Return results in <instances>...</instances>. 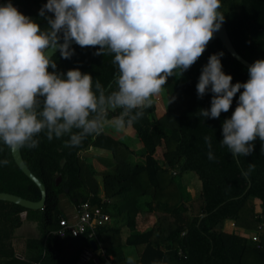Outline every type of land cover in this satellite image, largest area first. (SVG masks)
<instances>
[{
	"label": "trees",
	"instance_id": "trees-1",
	"mask_svg": "<svg viewBox=\"0 0 264 264\" xmlns=\"http://www.w3.org/2000/svg\"><path fill=\"white\" fill-rule=\"evenodd\" d=\"M148 2L0 0V192L31 201L40 197L13 162L10 142L26 79L41 50L83 31L132 36ZM14 4L19 7L13 9ZM217 8L235 51L264 59V0H217ZM17 16L28 19L26 39L4 44ZM207 26L203 0H153L138 38L159 46L188 44L200 39ZM249 63L264 76V61ZM152 80H161L165 110L155 116L153 103L126 109L129 102L120 98L124 89L132 98H147ZM260 96L258 75L218 39L195 56L160 61L97 41L56 51L39 72L19 137L21 158L43 184L45 200L39 209L0 200V264H264V102L255 121L234 135V151L230 145L231 134ZM108 100L121 106L108 110ZM120 108H125L123 114ZM113 116L135 132L143 148L141 160H133L127 144L96 124L99 117ZM90 147L108 153L94 155L111 168L101 176L104 200L98 197L93 168L82 158ZM187 171L199 182L193 199L178 179ZM60 194L73 203L87 200L110 223L95 225L91 236L86 230L43 244L63 217ZM141 211L154 221L137 232ZM226 220L232 221V231L224 230ZM25 221L35 225L37 236L22 244L13 232ZM118 223L130 231L123 240ZM237 228L255 231L256 241L248 243ZM91 241L98 252L78 263ZM123 245L133 247V258H125Z\"/></svg>",
	"mask_w": 264,
	"mask_h": 264
},
{
	"label": "water",
	"instance_id": "water-1",
	"mask_svg": "<svg viewBox=\"0 0 264 264\" xmlns=\"http://www.w3.org/2000/svg\"><path fill=\"white\" fill-rule=\"evenodd\" d=\"M203 2H204L205 12H206V17H207V22H208L207 30L200 39L192 43L173 45V46H159V45H152V44L141 42L138 37H139L141 29L144 27V25L149 19L152 5H153V0H149L144 19L140 23L136 32L132 36L111 35V34H104L100 32L83 31L81 34L75 37H72V38L57 42V43H53L51 45L46 46L44 49H42L38 57L36 58L35 62L33 63L29 71L28 77L26 79L21 114L19 117V121L14 129L12 139L10 142V154L13 159V162L18 167V169L37 186L40 197L36 201H31V200L22 198L14 194L0 192V200L10 201L12 203L18 204L27 209H39L42 207L44 200H45V189H44L43 184L33 175V173H31V171L24 164L21 158L20 152H19V137H20L21 131L24 127V124L26 122V119L28 117V114L31 108V104L33 101L34 93H35L36 82H37L38 75H39V72L42 66L47 61V59L56 51L63 49L65 47H68L70 45H73V44L81 43V42L97 41V42H107V43L118 44V45H122L128 48L134 49L146 55L147 57H149L150 61H160V60L188 58V57L195 56L199 54L214 39H218L220 43L223 45V47L226 49V51L234 59H236L243 66L247 67L248 69H250L251 71H253L254 73L258 75L260 79V83H261V96H260L259 101L255 105V107L252 109L247 119L242 123V125H240L231 134L230 145H231L232 151H234V146H233L234 135L237 132H239L241 129H243L244 127H246L247 125L255 121V117L264 102V76L254 65H252L249 62H263L264 59H251L249 57H246L236 52L227 35L221 13L219 12L217 8V0H203ZM23 29H24V32L22 33L20 40L26 39L25 32L28 29V25L25 24L23 26ZM8 43L9 41H6L4 44H8ZM141 64L142 63H138L133 66H138ZM120 98L126 99L129 102L125 106L126 109L134 106L132 103L131 94L127 88L124 89V92L122 93ZM120 106L121 105L119 103H116L113 105L112 103H110V100H108L106 108L108 110H113L114 108H119ZM125 108L120 109L121 114L124 113ZM82 120H84V118H82ZM234 156H235V152H234ZM63 162H64V159L61 158L59 160L60 167H62ZM59 180H60V176L58 175L55 178V184ZM64 191H66V189H64ZM78 201H80V199H78ZM91 244L93 245L92 241H91Z\"/></svg>",
	"mask_w": 264,
	"mask_h": 264
},
{
	"label": "rangeland",
	"instance_id": "rangeland-1",
	"mask_svg": "<svg viewBox=\"0 0 264 264\" xmlns=\"http://www.w3.org/2000/svg\"><path fill=\"white\" fill-rule=\"evenodd\" d=\"M33 9H36V6H34ZM20 18V22L24 24H28V19L18 16ZM14 23V22H13ZM17 24L15 23L14 26ZM23 27V26H22ZM22 35L19 36L14 35V33L10 34V39L8 41H15L16 39H19ZM12 42V43H13ZM164 78V76H163ZM151 90L149 91V95L147 98L141 97L139 95H136L134 98H132V103L134 106L141 105L144 103H150L154 105V115L161 114L165 108H166V102L167 97L166 93L161 85V80H152L151 82ZM111 120L109 121H102L103 117H99L96 121V124L100 128V130L104 133H111L113 136L117 137L120 141L127 144L133 151L134 154L132 155L133 160H141V154L143 151V148L141 146V143L138 141V139L135 136V132L129 125H125L122 123L119 116H113L110 117ZM109 130V132H108ZM94 155H100V156H107L108 153L105 151H96L94 149H88L87 155L82 156L84 161L88 163L94 170V178H96V181H100L101 176L111 171L110 167H105L102 164H100L95 158ZM179 181H181L183 184H185L186 191L189 194L190 198H194L198 191H199V182L196 179L195 175L192 172H183L179 176ZM186 181V183H185ZM146 198H143V201ZM59 208H63L65 205L69 204L70 198L67 197L64 194H60L59 196ZM140 202V208L144 209V205H142V202ZM70 206H68L69 208ZM153 221V217H151L150 214L144 215L142 218L138 220L137 229H143L144 226L150 224ZM122 236L124 237L126 234V229H122ZM237 234L241 235L242 237L246 238L248 243H253L256 241V232L251 230H245L236 229ZM13 235H15V238L21 241L23 244V240L26 238H35L37 236V232L35 230V225L32 222L25 221L20 227L15 229L13 232ZM128 249V248H127ZM126 250V249H125Z\"/></svg>",
	"mask_w": 264,
	"mask_h": 264
},
{
	"label": "built area",
	"instance_id": "built-area-1",
	"mask_svg": "<svg viewBox=\"0 0 264 264\" xmlns=\"http://www.w3.org/2000/svg\"><path fill=\"white\" fill-rule=\"evenodd\" d=\"M15 23L17 24L16 26ZM14 25L11 26L10 31L19 36L23 23L20 22V18L16 17ZM74 220L68 222L65 217H60L58 220V227L49 231L43 239V244H47L51 241V238H64L66 234L70 236H78L88 230V236L93 234L92 228L95 225H101L108 220L107 214L101 212L98 208H92L87 200L78 201L73 206ZM92 258L91 252L88 248L82 249L78 263H83L87 259ZM32 264H37L33 262Z\"/></svg>",
	"mask_w": 264,
	"mask_h": 264
},
{
	"label": "crops",
	"instance_id": "crops-1",
	"mask_svg": "<svg viewBox=\"0 0 264 264\" xmlns=\"http://www.w3.org/2000/svg\"><path fill=\"white\" fill-rule=\"evenodd\" d=\"M109 120H111L110 118H108V119H104L103 118V120L102 121H109ZM108 132H109V130H108ZM106 134H108V135H110L111 137H113V138H115V139H118L117 137H115V136H113L110 132L109 133H106ZM119 140V139H118ZM89 149H94V150H98V151H105V150H102V149H100V148H95V147H90ZM106 152V151H105ZM95 180H97L96 178H95ZM97 182V184H98V186H99V189H98V197L100 198V200H104V197H103V191H102V188H101V178H100V181H96ZM185 183H186V181H185ZM142 199L143 198H147V196H143V197H141ZM60 201V200H59ZM72 204V205H71ZM74 204L75 203H73V200H70L69 201V204L68 205H65L63 208H59L60 209V211H61V213H63V217H65L66 219H67V221L68 222H71V221H73L74 220V217H73V206H74ZM90 204V203H89ZM68 206H70L69 208H68ZM90 206L92 207V208H97L95 205H93V204H90ZM99 209V208H98ZM101 211V210H100ZM146 215V214H145ZM144 216V214H143V212L141 211V212H139V215H138V218H137V220H136V226H135V229H134V231H137V232H140V231H143V230H145L146 228H148L151 224H152V222L154 221V217H153V215H151V217H153V221L149 224L148 223V225H146V226H144V228L143 229H137L136 227H137V225H138V220L140 219V218H142ZM109 222V220H107L106 222H104V223H108ZM110 223V222H109ZM118 224H120V223H118ZM120 233H121V237H122V240L124 239V237L128 234V233H130V231L126 228V227H124V226H121V224H120ZM123 228H125L126 229V234H125V236L123 237L122 236V229ZM238 230H241V229H239V228H237ZM224 230H226V231H232L233 230V227H232V221H230V220H226L225 221V223H224ZM234 230H236V229H234ZM236 233H237V231H236ZM128 248V249H127ZM89 250H90V252H91V255H92V257L94 256V254L96 253V252H98V249L96 250L95 249V246H91L90 248H88ZM126 249V250H125ZM122 251H123V254H124V256H125V258H127V259H131V258H133V256H134V250H133V247H131V246H127V245H123L122 246ZM89 259H87L86 261H88ZM85 261V262H86ZM84 263V262H83Z\"/></svg>",
	"mask_w": 264,
	"mask_h": 264
},
{
	"label": "flooded vegetation",
	"instance_id": "flooded-vegetation-1",
	"mask_svg": "<svg viewBox=\"0 0 264 264\" xmlns=\"http://www.w3.org/2000/svg\"><path fill=\"white\" fill-rule=\"evenodd\" d=\"M19 7V5L18 4H14V5H12V8L13 9H16V8H18ZM18 17V16H17ZM14 22V21H13ZM25 25V24H24ZM23 25V26H24ZM21 31H22V33H23V27L21 28ZM21 31H20V34H21ZM12 32L10 31V33H9V35L11 34ZM15 35V34H14ZM11 40V39H10ZM120 109H122V108H120Z\"/></svg>",
	"mask_w": 264,
	"mask_h": 264
},
{
	"label": "bare ground",
	"instance_id": "bare-ground-1",
	"mask_svg": "<svg viewBox=\"0 0 264 264\" xmlns=\"http://www.w3.org/2000/svg\"><path fill=\"white\" fill-rule=\"evenodd\" d=\"M75 203V202H74ZM72 205V204H71Z\"/></svg>",
	"mask_w": 264,
	"mask_h": 264
}]
</instances>
